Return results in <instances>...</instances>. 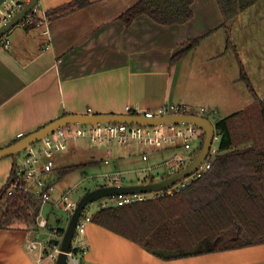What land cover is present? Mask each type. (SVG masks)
<instances>
[{
    "label": "crops",
    "instance_id": "0c3cea01",
    "mask_svg": "<svg viewBox=\"0 0 264 264\" xmlns=\"http://www.w3.org/2000/svg\"><path fill=\"white\" fill-rule=\"evenodd\" d=\"M73 1L39 0V5L52 12ZM88 1L65 13L51 14L49 34L44 23H20L5 34L11 43L0 47V147L64 113L89 109L123 113L128 104L154 108L173 101L209 105L219 112L213 98L227 89L221 61L231 58L233 49L226 51L227 32L220 27L224 16L217 0H194L192 18L177 24L159 23L148 14L127 24L120 16L139 0ZM242 20L243 14L236 23ZM203 35L207 36L199 45L172 62L192 39ZM217 85L221 87L215 91ZM169 155L160 151L151 164ZM137 156L131 159L132 171L147 165ZM105 159L91 160L101 163ZM15 163V155L0 159V190ZM130 170H123L124 178ZM66 223L67 217L61 224ZM40 231L24 226L0 228V264H56L39 249L28 247L30 239L41 237ZM81 237L87 247L79 256L80 264H264V243L164 259L95 221L87 223Z\"/></svg>",
    "mask_w": 264,
    "mask_h": 264
},
{
    "label": "trees",
    "instance_id": "16d2710c",
    "mask_svg": "<svg viewBox=\"0 0 264 264\" xmlns=\"http://www.w3.org/2000/svg\"><path fill=\"white\" fill-rule=\"evenodd\" d=\"M217 1L224 16L220 27L227 32L226 51L233 49L239 56L232 38L234 24L240 13L259 0ZM193 2L139 0L120 18L130 24L139 15L148 14L159 23H184L193 16ZM88 3V0H74L48 14L65 13ZM206 36L192 39L172 62L199 45ZM240 77L256 95L242 64ZM216 127L221 134L220 152L202 177L171 195L101 207L91 214L92 221L130 238L164 259L264 243V96L257 97L245 109L217 118ZM25 135L16 137L9 144ZM98 163L90 160L58 166L55 173L62 178ZM103 185L106 184L99 183L96 187ZM40 205L39 199L32 194L22 191L8 194V183L5 184L0 190V228L24 226L39 230ZM61 223L62 220L57 219L59 231L63 233L66 227ZM73 251L78 257L84 252L79 247Z\"/></svg>",
    "mask_w": 264,
    "mask_h": 264
},
{
    "label": "built area",
    "instance_id": "2783aa9c",
    "mask_svg": "<svg viewBox=\"0 0 264 264\" xmlns=\"http://www.w3.org/2000/svg\"><path fill=\"white\" fill-rule=\"evenodd\" d=\"M29 2L30 0H5L0 4V27L11 20L13 16L22 10ZM50 17L48 11L43 9L38 1L20 23L24 25H39L44 23L47 26ZM45 32L49 34L48 26ZM5 36L4 34L0 37V47L8 48L11 41ZM85 113L93 114L94 112L89 109ZM123 114L143 115L151 118L185 114L203 116L210 119L214 124L215 135L207 157L193 173L166 188L100 198L98 199L99 208L112 205H124L174 194L191 184L194 180L202 177L212 167L216 155L220 152L221 134L216 127L217 119H214L218 114L216 108L192 106L183 102L168 101L154 108H142L133 104H128ZM205 137L206 131L204 128L194 123L187 122H170L155 125L120 121L100 123L72 122L58 127L55 131L40 139V143L36 144L35 142L27 146L24 148L23 154L19 152L15 155L16 163L10 179L6 182V184L8 183V194H13L15 191H22L37 197L41 203L37 224L40 228L52 234L49 238L37 237L30 239L28 247L32 250L39 249L46 257L55 261L62 251L61 243L64 232L62 233L59 231V225L50 224L48 219L42 218L41 213L45 202H52L54 205L53 208L60 207V205L63 204V210L67 214V223L65 225V227H67L68 221L77 206L78 199L73 197L74 190L77 186L65 190L61 197L55 200L51 196V192L55 188L54 183L44 178L48 172L56 171L58 166L56 165L55 154L67 151L70 142L79 138H88L98 145L114 143L123 145L135 141L143 148L140 152L141 159L147 163L143 169L144 171L150 170V172H152L154 169L164 165L165 162L168 163L171 160L176 161V163L170 166L174 172L163 175L161 180L155 181L153 180V176L149 182H141L154 183L175 175L192 163L199 155ZM160 151L170 152L171 158L168 157L166 160L164 159L151 164L153 156ZM107 152L111 153L109 149ZM105 162L110 163V159L106 158ZM113 173L114 175H118V177L114 179V183L121 184L120 182L124 179V172L116 171ZM85 210L77 223L76 232L69 252L68 264H70V262H72V264H80V259L74 253L73 249L79 247L85 251L87 247L81 235L85 232L86 225L88 222L92 221V218Z\"/></svg>",
    "mask_w": 264,
    "mask_h": 264
},
{
    "label": "rangeland",
    "instance_id": "374dc122",
    "mask_svg": "<svg viewBox=\"0 0 264 264\" xmlns=\"http://www.w3.org/2000/svg\"><path fill=\"white\" fill-rule=\"evenodd\" d=\"M242 14L243 20L236 23L232 31L233 41L239 46V48L236 46L239 56L233 50L231 58L229 55L225 60L221 61L223 63L221 67L222 72H226L223 77L227 89H223L222 92L219 91L220 93L218 92L216 94V98H213L215 100L214 106L219 107V112L216 115L217 117L215 116L216 118L214 119L223 118L236 111L245 109L250 104L254 103L257 97L264 96V0H259L247 8ZM19 25L20 23L15 27ZM241 64L248 73L256 95L240 77ZM229 79H231V81H229ZM217 80V83L220 84L219 77ZM214 86H216V84ZM218 87L221 86L217 85L215 91H217ZM206 106L209 107V105ZM40 142L41 141L38 140L36 144ZM69 147V150L55 154L57 166L86 162L94 157L109 158L110 163L101 162L97 165L86 166L62 178H58L55 171L48 172L44 178L54 183L55 188L51 192V196L55 200H58L65 190L74 186H77V188L74 190L73 197L79 200L88 189L95 188L98 183L115 184L114 179L118 177V175L114 174H103L93 177L95 174L131 169L125 172V178L120 183L125 185L138 184L145 181L149 182L153 176L155 181L161 180L163 175L174 172L170 166L176 163L174 160L168 163L165 162L164 165L160 167L161 169L158 173L150 172V170L144 171L142 169L132 171V167L135 165H132L131 159H133L134 156L140 155L141 149H143L134 142L123 145L117 143L98 145L88 138H79L70 142ZM108 149L111 151L110 154L107 152ZM20 152L23 154L24 149ZM168 157L171 158V155ZM98 206L99 201L95 200L88 204L85 212L91 213L95 211ZM53 207L54 205L52 202H45L41 217L48 219L50 224L57 225V219L62 220L66 218L67 214L63 210V204H61L60 207H55L54 213ZM40 230L42 231L38 233L39 236L44 238L52 236L48 231L42 228H40ZM70 264H72V262H70Z\"/></svg>",
    "mask_w": 264,
    "mask_h": 264
},
{
    "label": "water",
    "instance_id": "95a60500",
    "mask_svg": "<svg viewBox=\"0 0 264 264\" xmlns=\"http://www.w3.org/2000/svg\"><path fill=\"white\" fill-rule=\"evenodd\" d=\"M39 0H30V2L18 13H16L11 20H9L6 24L0 27V37L4 34L8 33L14 26L20 23V21L33 9V7L38 3ZM242 13L239 14L238 20H241ZM110 121H120V122H129V123H141V124H160V123H194L204 128L206 131V137L203 144V147L199 153V155L194 159L192 163H190L187 167L182 169L180 172L175 175L168 177L162 181L154 182V183H140V184H114V185H103L96 188H93L86 192L77 203L75 210L73 211L67 227L64 232V236L61 243V249L56 264H68L69 262V252L71 250L73 238L76 232V227L80 216L82 215L85 208L89 203L98 200L100 198L111 196V195H120L126 193L133 192H143L150 190H158L162 188L169 187L173 183L178 180L186 177L187 175L193 173L204 161L207 157L212 141L215 135V126L212 121L206 117L193 115V114H185V115H176V116H167V117H146L143 115H129L123 113H69L63 115L57 119H54L47 123L46 125L36 129L33 132L28 133L23 136L18 141L0 147V159L16 155L21 150L26 148L27 146L35 143L36 141L44 138L48 134L55 131L58 127L63 126L72 122H110ZM16 158V156H15Z\"/></svg>",
    "mask_w": 264,
    "mask_h": 264
}]
</instances>
